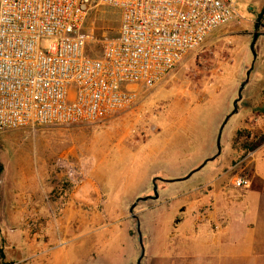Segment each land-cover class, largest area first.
<instances>
[{
    "label": "rangeland",
    "instance_id": "obj_1",
    "mask_svg": "<svg viewBox=\"0 0 264 264\" xmlns=\"http://www.w3.org/2000/svg\"><path fill=\"white\" fill-rule=\"evenodd\" d=\"M263 7L264 0H238L234 18L211 31L156 83L138 88L133 104L123 110L93 122L0 131L4 196L9 199L23 189L36 190L41 207L46 209V238L34 243L22 241L18 247L24 263L135 264L140 252L137 220L143 245L139 264H219L213 253L216 246L203 242L202 237L194 240L176 235L170 239L171 224L183 211L179 206H184V184L195 181L213 159L188 177L166 179L185 175L215 153L218 125L232 109L237 86L250 67L235 102L236 109L221 128L217 155L223 153L230 187L242 188L235 187L232 179L243 174L249 179L246 186L264 188L252 168L255 158L257 166L264 169V11L258 16ZM117 21L115 8L91 0L82 30L97 39L114 34ZM254 31L252 57L248 44ZM96 48L95 40L88 43L89 50ZM87 143L97 153L100 169L90 188L89 207L94 212L103 204L106 211L91 213L80 227H73L69 218V228L64 229L55 207L41 192L46 189L42 179L46 177L50 196L62 190L66 195L84 178L93 162L82 153ZM153 177L165 205V216L158 228L153 227L150 212H141L143 207L150 210L156 200H138L132 207L136 219L129 217L128 212L135 197L152 194ZM169 192L178 195L167 201ZM10 208L9 202L0 205V232L22 228L20 221L12 217L20 211L12 212ZM85 209L79 207L81 212ZM70 214L64 212L63 220ZM121 215L128 216L127 231V220ZM246 220V215L241 214L240 222ZM9 260L0 245V264Z\"/></svg>",
    "mask_w": 264,
    "mask_h": 264
},
{
    "label": "built area",
    "instance_id": "obj_2",
    "mask_svg": "<svg viewBox=\"0 0 264 264\" xmlns=\"http://www.w3.org/2000/svg\"><path fill=\"white\" fill-rule=\"evenodd\" d=\"M91 0H0V131L93 122L133 104L218 26L238 0H98L114 34L82 30ZM97 49L88 52L94 41ZM235 187L248 185L243 174Z\"/></svg>",
    "mask_w": 264,
    "mask_h": 264
},
{
    "label": "crops",
    "instance_id": "obj_3",
    "mask_svg": "<svg viewBox=\"0 0 264 264\" xmlns=\"http://www.w3.org/2000/svg\"><path fill=\"white\" fill-rule=\"evenodd\" d=\"M82 149V153L88 156L89 160L91 158L93 162L90 167L86 165L89 167L87 174L66 195L62 190L50 196L46 177L42 179L46 189H42L41 192L48 204L55 207V212L59 216L58 221L64 229L69 228L68 225L71 220L73 227H80L88 218H91V213L95 215L98 212L104 213L106 211L103 204H100L99 209L94 212L89 207L91 203L90 188L93 186V179L98 174L97 171L100 170L98 169L99 157L88 143ZM212 159L213 162L205 167L200 175L196 177V180L184 184L182 194L179 193L183 195L184 206H179V210L183 211L174 218L171 224L170 239L176 235L189 236L194 240L202 237L203 242H209L216 246L213 253L220 261L219 264H264V188L252 186L230 187L224 170L225 159L223 153L221 152L219 157L216 155ZM253 159V174L264 182V169H260L257 166L256 159ZM205 162L200 167H203ZM1 183L2 179L0 177V205L9 202L11 207L9 211H20L14 212L12 217L19 220L22 226L17 231L9 232L11 228H8L9 231L2 230L0 232V245L4 253L10 257L8 262L2 264H26L17 252L18 247L21 246L22 241L34 243L39 239L46 238L43 221L46 209L41 207V197L38 195V191L23 189L21 190L22 193H18V196L14 195L8 199L4 196ZM162 191L164 190L162 189ZM98 194L103 198L102 191H99ZM177 195L169 192L166 195V200L171 201ZM151 199L156 200V202L153 201L150 210L149 207H143L141 212L144 214L150 212L153 227L158 228L165 216V205L161 203L158 192L157 197ZM45 204L47 203L45 202ZM79 207H87V209L81 212ZM167 208V211L170 212V205ZM112 210L115 211V209ZM1 212H3L2 209H0ZM64 212L71 213L70 217L64 218L65 220H63ZM241 214L246 215V221L240 222ZM173 216H175V213ZM121 217L127 220L124 227L127 231L128 216L121 215ZM129 217H131L130 214ZM4 218L2 217V219ZM242 229L245 231L244 233L241 232Z\"/></svg>",
    "mask_w": 264,
    "mask_h": 264
},
{
    "label": "water",
    "instance_id": "obj_4",
    "mask_svg": "<svg viewBox=\"0 0 264 264\" xmlns=\"http://www.w3.org/2000/svg\"><path fill=\"white\" fill-rule=\"evenodd\" d=\"M263 11H264V7L259 12L258 16H260V14ZM255 39H256V32L254 31L252 33L251 39H250L249 44H248V48H249V50L251 52L252 57L255 56V52L253 50V44H254ZM249 70H250V67L245 70V77H244V79L242 81H240V83L237 86L236 97L232 100V109L227 114L224 115L223 119L221 120L220 124L218 125L217 131H216V135H215V141H214L215 142V147H216L215 153L212 154V155H210L209 157L204 158L196 167L192 168L185 175H183L181 177L173 178V179H183V178L187 177L192 171L198 169L206 160L212 159L213 157H215L219 153V151H220L219 135H220L221 128H222L223 124L225 123L227 117L231 113H233L235 111V109H236L235 102L240 97V91H241L244 83L247 81V76H248ZM168 180H172V178L171 179H168ZM151 185H152L151 186L152 194L137 196V197L134 198V200L128 206V212H129V214H130L131 217H133V218L136 217L135 214L132 213V207L135 205V203L138 200H144V199H147V198H155V197H157V191H156V185H155V182H154V177L151 178ZM135 229H136V233H137L138 245H139V248H140V252H139V254H138L137 258H136L135 264H139L140 258H141L142 254H143V245H142V242H141V235H140V232H139V227H138V222L137 221L135 223Z\"/></svg>",
    "mask_w": 264,
    "mask_h": 264
},
{
    "label": "trees",
    "instance_id": "obj_5",
    "mask_svg": "<svg viewBox=\"0 0 264 264\" xmlns=\"http://www.w3.org/2000/svg\"><path fill=\"white\" fill-rule=\"evenodd\" d=\"M97 47H98V46H97ZM86 49H87V51H88V52H91V51H93V52H94V51H95L97 48H96V49H94V50H89V49H88V44H87V46H86ZM1 168H2V167H1V165H0V170H1Z\"/></svg>",
    "mask_w": 264,
    "mask_h": 264
}]
</instances>
